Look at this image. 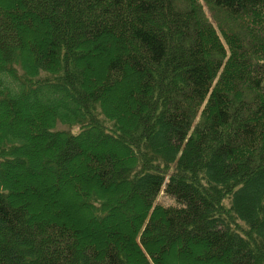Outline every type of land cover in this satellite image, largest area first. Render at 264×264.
Instances as JSON below:
<instances>
[{"label":"trees","instance_id":"1","mask_svg":"<svg viewBox=\"0 0 264 264\" xmlns=\"http://www.w3.org/2000/svg\"><path fill=\"white\" fill-rule=\"evenodd\" d=\"M0 264H264V0H1Z\"/></svg>","mask_w":264,"mask_h":264},{"label":"rangeland","instance_id":"2","mask_svg":"<svg viewBox=\"0 0 264 264\" xmlns=\"http://www.w3.org/2000/svg\"><path fill=\"white\" fill-rule=\"evenodd\" d=\"M1 1V0H0ZM204 10H205V14L207 15L208 19L210 20V22L217 28L219 26V21L220 20H223V17H218V16H214V12L210 11L209 8L207 6L204 5ZM38 27V26H36ZM36 28L34 27H31V30L34 32ZM217 31L219 32L218 28H217ZM32 35H34V33H32ZM31 35V36H32ZM95 73H91L89 72V78L92 82H95ZM124 87V83L121 84L120 86H118L116 89V93H115V98H114V103H117V104H121V101L123 99V96H124V91L122 90ZM27 110V113L30 114V110L26 109ZM63 128H66L67 126H62ZM75 168L77 169L78 167L81 166V164H76L74 165ZM46 183V182H45ZM47 185L51 186L53 185L55 188H58L59 191H60V198H58L59 201H62L63 204L65 206H68L69 210L67 211L68 213H71L72 216L74 215V217L76 218H82V210L78 209L75 205H74V196L72 195V188L70 186V184H67L66 182H64L63 180L61 181V183L57 184L56 180H52L51 182L49 181L47 183ZM47 201L46 200H43V204L46 203ZM157 202L159 203H162V204H165V205H168V204H171L174 202L173 198L167 196L166 194H164L163 191H161V193L159 194V196L157 197ZM41 203V204H42ZM40 205V204H39ZM73 205V206H72ZM41 206V205H40ZM75 206V207H74ZM38 208L40 209V207L38 206ZM45 214V213H44ZM47 215V213H46ZM165 248V251L167 252V255L169 256L168 259L171 261H174L175 260V256L178 255L179 251L180 250H184L186 249V246L184 247H181V249H177L176 252H173L169 247L167 246H164ZM188 248V247H187Z\"/></svg>","mask_w":264,"mask_h":264}]
</instances>
